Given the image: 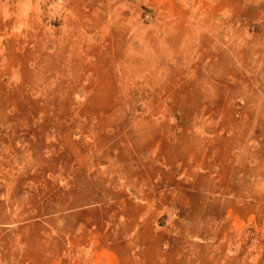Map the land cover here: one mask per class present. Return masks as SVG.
<instances>
[{"label": "rangeland", "instance_id": "obj_1", "mask_svg": "<svg viewBox=\"0 0 264 264\" xmlns=\"http://www.w3.org/2000/svg\"><path fill=\"white\" fill-rule=\"evenodd\" d=\"M0 264H264V0H0Z\"/></svg>", "mask_w": 264, "mask_h": 264}]
</instances>
